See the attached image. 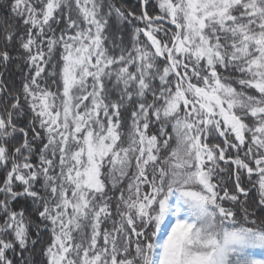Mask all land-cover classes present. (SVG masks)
I'll return each instance as SVG.
<instances>
[{"label": "snow or ice", "instance_id": "obj_1", "mask_svg": "<svg viewBox=\"0 0 264 264\" xmlns=\"http://www.w3.org/2000/svg\"><path fill=\"white\" fill-rule=\"evenodd\" d=\"M5 3L0 264H264V0Z\"/></svg>", "mask_w": 264, "mask_h": 264}, {"label": "trees", "instance_id": "obj_2", "mask_svg": "<svg viewBox=\"0 0 264 264\" xmlns=\"http://www.w3.org/2000/svg\"><path fill=\"white\" fill-rule=\"evenodd\" d=\"M117 3L123 6H131V7L136 6V0H117ZM7 13H8V8L6 6L5 0H0V17L7 15ZM119 34L120 33H117V35ZM12 54L13 56H16L18 53L13 51ZM21 65H23V61H13L6 67L0 65V76H2V78L8 82L10 87H16V88L20 87L22 73L27 71V68L22 67ZM251 195L253 197L256 196L255 188L252 189ZM24 206L28 208V213H26V215L31 214L32 212L31 202L30 201L26 202Z\"/></svg>", "mask_w": 264, "mask_h": 264}]
</instances>
